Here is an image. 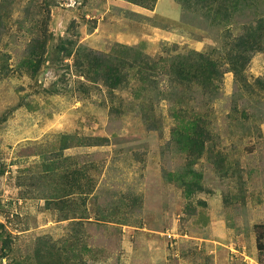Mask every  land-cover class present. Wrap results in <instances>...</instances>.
Segmentation results:
<instances>
[{"label":"rangeland","instance_id":"obj_1","mask_svg":"<svg viewBox=\"0 0 264 264\" xmlns=\"http://www.w3.org/2000/svg\"><path fill=\"white\" fill-rule=\"evenodd\" d=\"M261 18L0 0V264H264V39L231 64Z\"/></svg>","mask_w":264,"mask_h":264},{"label":"trees","instance_id":"obj_2","mask_svg":"<svg viewBox=\"0 0 264 264\" xmlns=\"http://www.w3.org/2000/svg\"><path fill=\"white\" fill-rule=\"evenodd\" d=\"M200 1V0H199ZM204 2L215 4L217 0H203ZM236 1V0H234ZM222 16L221 13V8L218 5L215 8V15H213V22L215 19L218 17ZM256 27H246L245 38H239L241 41L238 43V48L242 47L239 49L240 52H237L236 55L232 56L233 59L231 61V64H233V70H235V73H238V65L243 67L244 63L246 62L247 58H245L242 53L247 52L248 50H253V49H260L261 44L263 43L262 40L264 39V18H261L257 21ZM260 45V46H259ZM242 51V53H241ZM234 62V63H233ZM189 71L192 72V74L189 73ZM140 72V70H139ZM215 73V67L214 64L211 62L205 60L203 56H200V59L197 64L193 63V65L183 66V64H180L179 67H177V72L176 75L179 76V79H187L189 75L193 78V80L196 82H206L208 81L209 77ZM262 225L256 226V229L262 228ZM257 249L259 251H264V233L263 232H258L257 233Z\"/></svg>","mask_w":264,"mask_h":264}]
</instances>
